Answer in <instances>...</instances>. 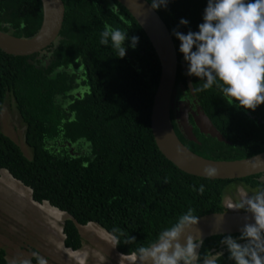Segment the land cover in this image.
I'll list each match as a JSON object with an SVG mask.
<instances>
[{
    "label": "trees",
    "instance_id": "trees-1",
    "mask_svg": "<svg viewBox=\"0 0 264 264\" xmlns=\"http://www.w3.org/2000/svg\"><path fill=\"white\" fill-rule=\"evenodd\" d=\"M63 1V29L49 47L32 55H12L0 48V115L7 97L12 96L31 150L27 155L1 128L0 170L7 169L30 187L36 201H48L68 214L63 224L66 247L81 249L84 239L79 226L94 222L114 236L119 253L140 255L141 248L157 242L189 209L197 217L222 212L225 195L238 185L251 192L264 191L263 174L205 178L169 160L152 131L161 63L146 32L118 0ZM114 5L119 14L110 10ZM206 6L207 0H170L166 9L157 11L178 50L173 100L198 101L230 142L197 127L198 141L189 139L172 113L173 124L180 139L202 156L246 158L264 151V105L255 111L238 102L230 105L216 84L193 95L189 77L194 87L205 80L188 75V62L173 34L174 30L199 31ZM181 18L189 24L181 25ZM42 21L41 0H0L1 30L31 38ZM105 23L127 32L123 59L116 56L111 43L100 44ZM133 35L140 37L135 49L131 47ZM229 236L209 237L196 264H205L210 246H218ZM231 236L249 239L244 234ZM225 248L212 264H236L228 244ZM0 264L24 263L9 262L2 249Z\"/></svg>",
    "mask_w": 264,
    "mask_h": 264
},
{
    "label": "clouds",
    "instance_id": "clouds-1",
    "mask_svg": "<svg viewBox=\"0 0 264 264\" xmlns=\"http://www.w3.org/2000/svg\"><path fill=\"white\" fill-rule=\"evenodd\" d=\"M150 3L153 10H159L161 7L166 9L170 0H150ZM110 10L115 14H119L117 5L112 6ZM120 19L124 20V17L120 16ZM180 24L187 26L189 21L181 18ZM198 28L199 31H188L187 34L178 30H174L173 33L180 41L179 51L183 54L184 60L188 62V75L205 80L200 87H194L189 77L188 84L191 81L193 86L191 92L194 91L192 94L195 95V92L199 93L211 89L216 84L230 105L238 102L239 106L251 111H255L259 106L264 105V0H207L203 23L199 24ZM127 39L128 34L126 31L120 28H114L108 23L104 24L103 31L100 33V44L108 46L111 43V47L116 53V56L121 59L126 56L127 49L125 47V41ZM139 40V36H131V47L133 49L137 47ZM184 68L187 70L186 65H184ZM10 101L17 110L14 98L8 96L1 114L4 112L5 106L10 104L8 103ZM189 102L191 103V101ZM172 103H174L173 99ZM197 103L200 105L198 101ZM194 106L195 104L193 108L197 109V106L196 108ZM172 113L175 117L174 107L171 109V115ZM189 119L194 125V128L197 127L192 114L189 115ZM259 121L262 122L263 120L260 118ZM194 128L193 131L195 133ZM203 171L208 177H213L218 174V169L211 164L205 166ZM261 174L264 175V173ZM240 186L246 189L244 186ZM199 191L201 194L204 192L203 185H201ZM248 191L252 196V193L256 190L252 192L250 190ZM228 194L229 192L225 195V210L222 212H243L251 210L255 214L256 220L254 225L249 224L246 226L245 233H236L244 234L249 238L248 240H237L240 241L239 244L231 237L226 239L225 242L228 244L231 257L235 260L236 264H264V256L260 255V253H264V235L262 236V233H264V194L257 195L253 199H248L247 204L250 209L245 210L238 208L239 206L244 207L243 203L238 205V201H235L236 203L233 204L225 202ZM33 200L36 201L34 198ZM36 202L49 203L48 201ZM49 205L52 206L50 203ZM194 211V209H189L187 213L179 218L175 225L164 231L160 237L161 242L159 244L150 248H141L139 251L144 259L151 258L155 264H196L200 257L201 249L198 257V245L195 239L189 236L184 245L179 242L186 228L198 224V217L193 214ZM107 233L110 234L109 232ZM126 256H134V264L139 255L131 254ZM214 257L216 259L218 256ZM41 264H46V262L42 261Z\"/></svg>",
    "mask_w": 264,
    "mask_h": 264
},
{
    "label": "water",
    "instance_id": "water-1",
    "mask_svg": "<svg viewBox=\"0 0 264 264\" xmlns=\"http://www.w3.org/2000/svg\"><path fill=\"white\" fill-rule=\"evenodd\" d=\"M43 21L38 33L31 38H22L0 29V48L12 55H30L47 48L57 41L63 29L66 7L63 0H41ZM135 17L149 37L161 63V75L152 107L151 123L156 143L162 153L181 170L200 177L212 179H240L264 173V151L241 159H212L191 150L177 135L173 125L171 109L174 107L179 128L189 139L196 141L194 125L189 119L192 114L200 132L216 137L220 141L230 142L213 123L205 110L196 101L174 100V86L179 65L178 50L173 35L162 16L151 8L149 0H118ZM184 64V61H182ZM191 90L193 89L189 81ZM194 93V91H192ZM197 109L193 108V105ZM211 164L218 169V174L208 177L205 166ZM264 181V175L260 178ZM255 214L243 212H212L198 216V224L188 227L179 242L184 245L189 236L197 242L198 257L205 239L221 234L245 233L249 224H255ZM160 239L152 244H159ZM149 247V248H150ZM215 257H211L208 262ZM134 264H155L140 254ZM208 264V263H206Z\"/></svg>",
    "mask_w": 264,
    "mask_h": 264
},
{
    "label": "rangeland",
    "instance_id": "rangeland-1",
    "mask_svg": "<svg viewBox=\"0 0 264 264\" xmlns=\"http://www.w3.org/2000/svg\"><path fill=\"white\" fill-rule=\"evenodd\" d=\"M0 116V129L9 134L31 155L25 141L26 126L12 102ZM240 185L230 191L227 203H241L250 209L248 199L258 195ZM264 194V192L262 193ZM236 201V202H235ZM67 214L49 203L33 200L32 190L7 170L0 171V250L11 263L24 264H133L134 256L120 255L115 238L96 223L80 226L84 246L78 251L64 244L63 222Z\"/></svg>",
    "mask_w": 264,
    "mask_h": 264
},
{
    "label": "flooded vegetation",
    "instance_id": "flooded-vegetation-1",
    "mask_svg": "<svg viewBox=\"0 0 264 264\" xmlns=\"http://www.w3.org/2000/svg\"><path fill=\"white\" fill-rule=\"evenodd\" d=\"M264 191H262V192H258L259 194L258 195H260V194H262ZM229 237H231L234 241H236L237 243H239L240 241H237V240H244V241H246V239H245V237L244 236H235V237H232L231 235L229 236ZM228 238V237H227ZM208 239V238H207ZM206 239V240H207ZM206 240L203 242V244H202V248H203V246H204V244H206ZM226 241V239H223L222 241H221V243L218 245V246H213V247H211L210 246V249H209V257L208 258H206L205 259V261H204V263H208V264H212L213 262H215V260L218 258V257H220L221 255H223V253L225 252V250H226V245H227V243L225 242ZM207 243H210L209 241L207 242ZM240 244V243H239ZM219 252H221V253H219ZM214 256H218L216 259H213L212 261H210V262H208V260L211 258V257H214Z\"/></svg>",
    "mask_w": 264,
    "mask_h": 264
},
{
    "label": "bare ground",
    "instance_id": "bare-ground-1",
    "mask_svg": "<svg viewBox=\"0 0 264 264\" xmlns=\"http://www.w3.org/2000/svg\"><path fill=\"white\" fill-rule=\"evenodd\" d=\"M214 261V260H213Z\"/></svg>",
    "mask_w": 264,
    "mask_h": 264
}]
</instances>
